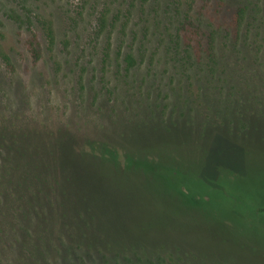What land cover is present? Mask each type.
<instances>
[{
	"label": "rangeland",
	"instance_id": "1",
	"mask_svg": "<svg viewBox=\"0 0 264 264\" xmlns=\"http://www.w3.org/2000/svg\"><path fill=\"white\" fill-rule=\"evenodd\" d=\"M247 3L264 12V0H0V137L20 148L0 150V264H264V118L240 136L196 111L229 86L264 93L262 42L233 46L226 31ZM41 16L53 20L50 50ZM180 21L207 54L222 30L216 51L229 73L211 79L212 63L182 50ZM154 116L172 121L143 122ZM90 136L125 165L76 156ZM176 171L209 193L203 203L176 188Z\"/></svg>",
	"mask_w": 264,
	"mask_h": 264
},
{
	"label": "trees",
	"instance_id": "2",
	"mask_svg": "<svg viewBox=\"0 0 264 264\" xmlns=\"http://www.w3.org/2000/svg\"><path fill=\"white\" fill-rule=\"evenodd\" d=\"M250 3L244 4L243 6L239 7L236 9V11L233 13L232 18L230 23H228V28L227 32L228 33H233V39H230L229 42L234 44L236 42L240 41H248L249 43H252L251 41L258 40L262 42L261 46L263 48V43H264V12L263 9L260 8L259 12L260 14L256 15V13L252 14L249 10ZM3 11H4V16H6L8 19L14 21V22H19L20 25L21 23H26V24H31L32 19L31 17L24 13H19L22 10L19 9V5L13 6L10 5L8 7L7 5H2ZM104 20V17L102 18ZM101 19V23L103 22ZM184 19V17H183ZM181 23H178V26L181 27L180 32H185L184 37H180V34H178V37L180 39L179 46H182V50L187 53L188 51L192 54V56H197L198 58H201V62H204L206 66L209 63H212L211 71H210V78L214 79L215 73L218 71V68H220V72L222 74H226V72L229 73L227 64H225L224 60L225 57L223 54H218L216 49H217V39H216V34L221 33L222 30L220 29H215L214 36L210 37L207 40V43L205 44V48L209 50V54L205 53L203 51L204 45L201 42L202 38L199 37V41H195L190 34H187V29L184 28L183 22L180 21ZM40 34L43 38V41L46 44L47 49H52L55 43V31L53 27V20L46 18V17H39V19L36 21ZM178 28V27H177ZM226 29V28H225ZM178 30V29H177ZM179 31V30H178ZM191 33L194 36H198V33L192 32ZM194 40V44L192 45V42ZM233 40V42H232ZM226 42H228L226 40ZM30 46L32 47V51L36 54L37 49L35 48L34 44L29 41ZM238 43V44H239ZM229 45V44H228ZM261 46H258V49L256 51V58L262 62H264V55L263 51L261 49ZM236 47V46H235ZM189 54L188 58L192 59V56ZM205 54V55H204ZM248 57V56H245ZM243 56V58H245ZM186 59V58H185ZM122 63L125 65L124 67V72L125 74H129V69L132 67L134 63V58L132 55L129 54V52L124 56L122 59ZM184 66V65H183ZM185 67V66H184ZM209 76V75H208ZM210 82V81H209ZM212 82V80H211ZM250 88V86H248ZM214 88V87H213ZM209 88L210 91H213L215 89ZM225 90V96H223L221 99H216V103L214 102V93H207L209 98L207 99L206 102H200L198 105H196V111H201L202 115V122L205 124L209 121H212L213 124L216 125H222L224 126L228 131L234 132L237 135L240 136H247L250 131V127H253V121L256 119L264 118V93L259 96H253L252 95V90L250 89V94L248 96H241L240 92L241 90H238V88L235 86H229L227 88H224ZM223 92V91H222ZM200 96V95H199ZM187 114H191L190 111H188ZM194 114V113H192ZM186 113H180L178 118H182ZM157 118V119H156ZM154 120L158 121L159 123H165L172 121V119H167L166 118H159V117H150L147 120L143 122H153ZM133 120L130 119L129 123L132 122ZM65 137L63 138H69L73 136L72 134L70 135L69 133H65ZM91 137V138H90ZM88 137L83 143L76 142V146L73 148V152L76 156L82 157V156H87V158H93L96 159L98 162L101 159H111L118 161L119 153H118V148L115 145L108 144L104 139L100 138H94L92 136ZM10 150V152H13L12 150H15L18 152V149L20 150L19 147L16 146V144L12 141L11 145H7L5 142V137L1 136L0 137V150ZM17 154V153H15ZM123 157L122 161L120 162V165L123 166L126 163V154L122 153L121 155ZM15 164H9V167L11 169H14L13 166ZM16 166V165H15ZM28 166H25L24 170H27ZM17 169V166H16ZM221 170V169H219ZM218 170V171H219ZM229 172V171H228ZM230 173V172H229ZM231 174V173H230ZM198 180L203 183L204 187H206L209 191L210 189H221V186H219V183L217 180L215 181L216 186H209L206 184L200 176L197 174H193ZM184 176L182 174H178V172H174V174L171 177L172 181L176 182V185L178 189L184 191V192H189L191 191L192 195L197 198V201L199 203H203L205 199H207L208 194L206 191L203 193H199L196 191H193V189L189 186L188 183H186L183 178ZM8 182H11L9 180ZM6 185V183H5ZM18 186H26L25 184H22L21 179L20 183ZM15 187V186H9V188ZM15 189V188H11ZM189 189V190H188ZM17 199V200H16ZM17 205L19 202L21 203L22 197H16L14 199ZM11 208L16 207L14 204H11ZM15 210V208H13ZM258 213L264 216V208H259Z\"/></svg>",
	"mask_w": 264,
	"mask_h": 264
}]
</instances>
